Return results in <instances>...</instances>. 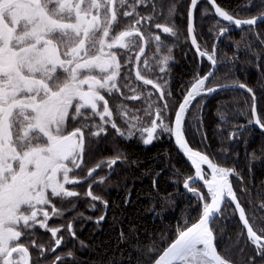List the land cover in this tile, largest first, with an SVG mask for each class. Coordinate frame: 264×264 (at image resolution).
<instances>
[{
  "label": "snow or ice",
  "instance_id": "6c2138e0",
  "mask_svg": "<svg viewBox=\"0 0 264 264\" xmlns=\"http://www.w3.org/2000/svg\"><path fill=\"white\" fill-rule=\"evenodd\" d=\"M198 3L190 0L187 33L198 55L211 61V68L203 76L196 74L190 90L170 109L167 101L172 93L167 91L165 75L175 45H168L153 29L179 40L180 29L174 21L176 0H0V264H43L40 257L46 261L45 254L55 253L62 245L64 237L58 233L66 231L75 237L71 222L51 227L48 221L63 215V207L57 204H72V198L80 196L74 187L88 178L92 180L85 195L101 200L93 193L92 184L104 183L107 177L97 180V169H112L127 157L117 150L113 157L88 169L86 175L81 177L80 173L98 150L94 143L99 145L110 130L127 140L138 134L145 145L166 133L174 137L195 168L194 175L184 178L183 188L195 198L199 218L191 226L190 217L185 218L177 238L158 255L154 256L157 250L150 247L145 253L147 264H235L217 250L220 234L214 228L231 205L232 214L238 213L242 225L238 237L246 234V240L237 244H250L255 253L244 264H254L256 256L264 260V217H258L259 227H254L251 209L241 203L230 179L243 182L238 166L214 162V156L194 150L187 139L190 129L202 140L207 139L200 126V106L197 104L192 113V102L202 93L212 94L224 87H238L249 94L248 124L264 130V112L258 111V97L251 87L239 81L212 83L216 78L213 69L220 61L215 45L211 51L201 50L194 34L193 10ZM206 4L228 25L248 26V32L259 38L256 26L264 23V0L258 5L249 0L248 6L261 9L250 18L231 14L216 0H206ZM203 14H209L207 7ZM228 25L219 27L220 35L229 31ZM145 41L155 44L151 57L145 55ZM162 49H167V54ZM128 65L133 67L122 74ZM157 70L165 75L152 78ZM132 81L142 85L132 86ZM145 86H151L159 94L155 99L164 103H154V93ZM125 88L132 93L125 100L144 103L132 108L123 102L110 106L109 100L117 99V93L124 95ZM220 120L229 122L224 114ZM244 127L237 126L229 139L237 137L239 128ZM256 159L259 157L253 152L248 163ZM203 164L211 169L210 178ZM200 187H206L207 192H201ZM240 191L250 189L241 187ZM101 202L106 206V201ZM258 208L264 213V201ZM38 229L50 232L54 243L47 246L34 238ZM31 249L38 252L36 260ZM236 250L243 252L244 247ZM73 255L71 251L55 255L52 264H64Z\"/></svg>",
  "mask_w": 264,
  "mask_h": 264
},
{
  "label": "trees",
  "instance_id": "16d2710c",
  "mask_svg": "<svg viewBox=\"0 0 264 264\" xmlns=\"http://www.w3.org/2000/svg\"><path fill=\"white\" fill-rule=\"evenodd\" d=\"M253 4H259V0H252ZM216 3L231 14H239V18H250L258 15L261 9L258 6L250 7L249 0H216ZM190 0H176V15L174 21L180 29V38L176 40L161 30L153 29V32L161 35V39L172 47L170 60L167 65V75L154 72L156 75H165L168 81L167 91L172 93L168 98L171 108L181 101L186 91L191 87L196 74L205 75L211 68L206 60L200 63L199 58L192 48L188 33V10ZM209 9V14L204 15V9ZM127 18H125L126 20ZM220 21V25L216 21ZM225 25L223 21L214 15L211 5L206 0L198 3L195 15V35L201 50L211 51L216 46V40L220 36L219 27ZM259 38L248 32V27L233 31L224 35L218 41L216 54L218 63L213 84L231 83L239 81L251 87L258 97V111L264 112V23L256 26ZM148 46L145 55L151 57L155 51V44ZM167 54V49L161 50ZM135 55V53H132ZM144 57H142L143 59ZM123 63V61H122ZM132 65L122 69V74H127ZM153 77V76H152ZM155 77V75H154ZM142 85L139 81H132V86ZM154 93V103L157 104L159 94L145 86ZM124 95L117 93V99H110V106L121 102L130 108L139 107L143 101L125 100V96L131 95L127 88L122 90ZM157 95V96H156ZM205 99H199L193 103L190 109L196 112L195 106L199 104L200 126L207 139L202 140L199 135L190 129L187 135L190 146L209 154L210 158L223 166L232 167L238 161L245 164L246 179H249V192L240 191L244 187L242 183L233 180L239 199L246 208H250L249 217L254 227H259L258 217H264L258 204L264 201V134L259 131H248V109L246 101L249 94L241 90H226L215 94L205 104ZM164 101H162L163 103ZM170 108V109H171ZM243 110L244 114H238ZM228 118V123H222L220 115ZM117 123L124 127L117 115H114ZM190 122V117L186 114ZM246 125L243 134H256V139L249 147L240 146L239 142L229 139L237 126ZM241 128H239L240 130ZM95 155L88 160L87 168L80 176L86 175L88 169L98 161L111 158L121 151L126 160L118 161L112 169L107 166L97 169L94 175L99 180L106 176L104 183L92 184L95 195L106 201V206L101 200H92L86 196L92 178L84 180L81 185L75 186V191L80 193L77 198H72V204H57L63 207L61 217H53L51 226L61 227L71 222L75 237L62 231L64 240L58 253L47 252L48 259L40 257L43 264H52L51 258L56 254L71 251L72 257L66 258L64 264H147V250L154 246L157 250L153 255H158L176 237L179 228L184 226L185 218L192 212V219L199 216L198 205L195 200L189 201L182 189V181L188 175L193 174L192 168L187 164L183 156L176 149L172 137L161 133L159 139H154L151 144L142 143L139 135L127 140L118 137L114 130L106 139H102L99 145L94 143ZM227 149V152H221ZM255 152L259 159L248 163L250 154ZM249 167L252 172L249 171ZM179 173V174H177ZM252 201V207L248 202ZM232 206L225 211L214 228L220 234L217 241L218 251L227 254L235 261V264H244V261L254 256L253 246L250 244H237V241L246 240L245 236L238 237L242 225L236 214H232ZM255 212V215H253ZM103 216V220L99 218ZM99 221V222H97ZM123 233V235H122ZM41 244L50 246L52 239L48 232L38 229L36 236ZM83 242V245L81 244ZM244 247L243 252L237 251V247ZM32 258L36 260L38 252L31 249ZM254 264H264L259 256H256Z\"/></svg>",
  "mask_w": 264,
  "mask_h": 264
},
{
  "label": "flooded vegetation",
  "instance_id": "af4514ba",
  "mask_svg": "<svg viewBox=\"0 0 264 264\" xmlns=\"http://www.w3.org/2000/svg\"><path fill=\"white\" fill-rule=\"evenodd\" d=\"M225 23V22H224ZM225 25H228V24H226L225 23ZM228 27H229V29L230 28H232L231 26H229L228 25ZM231 33V32H230ZM229 34V33H228ZM189 37V36H188ZM224 37V35L222 36V37H218L217 38V40L219 41V40H222V38ZM216 40V41H217ZM190 41V40H189ZM218 41H217V44H218ZM143 43V46L145 47V50L147 49V47L149 46V42L148 41H145V42H142ZM191 44V43H190ZM207 61V60H206ZM218 66V65H217ZM217 69V68H216ZM200 75V74H199ZM201 76V75H200ZM189 90V89H188ZM186 94V93H185ZM202 98H204L205 100V104L209 101V100H207L206 101V97H201V98H198L197 100H199V99H202ZM183 99V98H182ZM196 100V101H197ZM195 101V102H196ZM194 102V103H195ZM257 104H258V102H257ZM257 107H258V105H257ZM250 127H252V128H250V129H248V131H251L252 132V129L253 130H256L255 128H254V126L253 125H251L250 124ZM237 131V130H236ZM245 131V127L244 128H241L240 130H239V135L237 136V137H234L233 139L234 140H236V141H238L239 142V144H240V146H242V147H244V145H245V147H249V146H251L252 145V142L256 139V137H257V135L256 134H254V133H252V135L251 136H249V135H247V133H248V131L247 132H245L244 134L242 133V132H244ZM256 131H258V130H256ZM172 137V136H171ZM172 140H173V137H172ZM173 143H174V140H173ZM245 143V144H244ZM175 145V144H174ZM176 147V146H175ZM192 147V146H191ZM177 149V148H176ZM188 164V163H187ZM189 165V164H188ZM190 166V165H189ZM237 170L242 174V176H243V182H242V184H243V186L244 187H247V186H249L250 184L248 183L249 182V179L247 180L246 179V175H245V164H244V162H242V161H238V163H237ZM191 167V166H190ZM192 168V167H191ZM193 170V169H192ZM250 172H252V170L250 171ZM206 173L207 174H209L208 172H207V170H206ZM192 175H194V171H193V174ZM208 178H210V175L208 176ZM230 179H232V180H234L235 178H232V177H230ZM199 185H203V184H201V183H199ZM235 188V187H234ZM182 189H183V191L186 193V195H187V197L189 198V201H192V200H195V198L192 196V194L191 193H188L184 188H183V181H182ZM200 191L201 192H207V188L206 187H200ZM237 195H238V193H237ZM239 197V196H238ZM232 206V208L234 209V207H233V205H231ZM237 215V214H236ZM188 217H190V219H189V222H188V224H190L194 219H192V212H190L189 214H188ZM187 217V218H188ZM238 217V216H237ZM197 218V217H196ZM239 220V219H238ZM215 226V225H214ZM176 239V238H175ZM174 239V240H175ZM173 240V241H174ZM172 241V242H173ZM171 242V243H172ZM62 244H63V242H62ZM61 247H62V245L59 247V249L55 252V253H58L59 252V250L61 249ZM218 249V248H217ZM53 253V252H52ZM57 255V254H56ZM58 255H62V254H58ZM33 259V258H32Z\"/></svg>",
  "mask_w": 264,
  "mask_h": 264
},
{
  "label": "water",
  "instance_id": "95a60500",
  "mask_svg": "<svg viewBox=\"0 0 264 264\" xmlns=\"http://www.w3.org/2000/svg\"><path fill=\"white\" fill-rule=\"evenodd\" d=\"M200 1H201V0H199V2H200ZM213 10H214V9H213ZM195 15H196V10H193V24H194V28H195ZM216 17L219 18L221 21H223L222 18H220V17H218V16H216ZM223 22H225L226 24H228L227 21H223ZM259 24H260V23H259ZM229 26H231L232 28H230L229 31H228L227 33H224V34L220 35L219 38L222 37L223 35H226V34L230 33V32H233V31L240 30V29H243V28H245V27H248V26H243L242 28H236L234 25H229ZM194 34H195V31H194ZM189 40H190V43H191V38H190V37H189ZM217 41H218V40H217ZM217 41H216V46H215L216 48H217ZM191 46H192V48L194 49V51L196 52V54H197V56H198V58H199L200 63H202L203 60H207V61L210 62V64H211V61H209V60L207 59L206 56L201 57V56L198 55L195 46H193L192 44H191ZM216 68H217V65H216ZM216 68L213 69L215 72H216ZM189 90H190V88H189ZM225 90H241V91L246 92L245 90H243V89H239L238 87H224V88H218V90H217L216 92L212 93V94L202 93V95H201L200 97H197V98L192 102V104H193L198 98L206 97V101H207V100H209L211 97H213L215 94H217V93H219V92H221V91H225ZM246 93H247V92H246ZM257 105H258V104H257ZM253 126H254V128H255L256 130H258L259 132H261L262 134H264V130H261L258 126H255V125H253ZM173 140H174V144H175V139H174V137H173ZM175 146H176L177 150L179 151V153L183 156V158L185 159V161H186V162L192 167V169H193V171H194V174H195V168H194V166L191 164V161L188 160L187 156L183 153L182 150L179 149V147H178L176 144H175ZM189 146H190V144H189ZM190 147H191V146H190ZM192 148H193V147H192ZM193 149H194V150H197V149H195V148H193ZM198 151H199V150H198ZM201 167H202V169H203L205 172H206V170H207V172H208L209 175H210V173H211V169H209V168L207 167L206 164L201 165ZM199 183L203 184V181H199ZM222 207H223V205H222ZM233 207H234V205H233ZM237 216H238V213H237ZM198 218H199V216H198L196 219H194L190 224H188V226H191L192 223L197 222ZM238 219H239V218H238ZM176 238H177V237H176ZM58 249H59V248H57V250H58ZM57 250H56V251H57ZM217 250H218V249H217Z\"/></svg>",
  "mask_w": 264,
  "mask_h": 264
},
{
  "label": "rangeland",
  "instance_id": "374dc122",
  "mask_svg": "<svg viewBox=\"0 0 264 264\" xmlns=\"http://www.w3.org/2000/svg\"><path fill=\"white\" fill-rule=\"evenodd\" d=\"M152 45H153L152 42H149V46H152ZM121 51H123V50H121ZM131 55H132V54H131ZM203 61H204V60H203ZM171 62H172V59L170 60V63H171ZM207 62H208V61H207ZM208 63H210V62H208ZM217 65H218V64H217ZM157 73H158V71H157ZM158 74H159V73H158ZM154 75L157 76L156 74L153 73V77H152V78H155ZM139 82H140V81H139ZM140 83L142 84V82H140ZM147 87H148V86H147ZM148 89H149V88H148ZM225 91H226V90H225ZM221 92H223V91H221ZM156 96H157V95H156ZM157 97H158V96H157ZM157 101H158L157 104H163V103H164V102L162 103L161 100H157ZM168 104H169V107L171 108V106H170V102H169ZM129 108H130V107H129ZM131 108H132V107H131ZM74 190H76V189H74ZM50 215H51V214H50ZM52 218H53V217H52ZM52 218H51V219H52ZM51 219H50V220H51ZM50 220L48 221L49 225H50ZM50 226H51V225H50ZM51 227H53V226H51ZM54 227H57V226H54ZM41 230H44V229H41ZM44 231L47 232L46 230H44ZM48 233H49L50 236H51V233H50V232H48ZM58 235H59V233H58ZM51 239H52V242L54 243V238L51 237ZM53 243H52V244H53Z\"/></svg>",
  "mask_w": 264,
  "mask_h": 264
}]
</instances>
